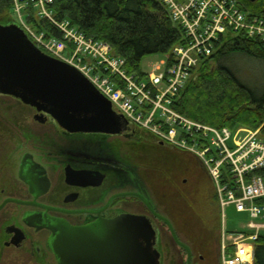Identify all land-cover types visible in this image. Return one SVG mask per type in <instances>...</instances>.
Wrapping results in <instances>:
<instances>
[{
    "label": "flooded vegetation",
    "instance_id": "1",
    "mask_svg": "<svg viewBox=\"0 0 264 264\" xmlns=\"http://www.w3.org/2000/svg\"><path fill=\"white\" fill-rule=\"evenodd\" d=\"M147 141L169 155L185 152L135 126L120 134L71 132L43 109L0 93V264H58L45 224L78 230L79 263L117 264L118 238L128 248L131 234L112 222L129 215L152 223L153 235L139 238L147 263L186 264L158 216L168 218L133 171L129 150Z\"/></svg>",
    "mask_w": 264,
    "mask_h": 264
},
{
    "label": "built area",
    "instance_id": "2",
    "mask_svg": "<svg viewBox=\"0 0 264 264\" xmlns=\"http://www.w3.org/2000/svg\"><path fill=\"white\" fill-rule=\"evenodd\" d=\"M16 16L14 23L43 53L79 71L130 124L146 130L156 140L195 156L214 184L221 218L226 207L247 212L246 227L219 240V264H254V242L264 231V139L260 128H217L194 121L174 109L185 84L194 77L201 59L212 54L226 32L242 33L264 43V18L244 12L237 0H161L171 19L184 29L188 43L172 50V61L158 74L129 73L122 57L110 46L85 36L59 21L54 0H7ZM48 23L61 37L33 22ZM159 69V65H155ZM227 166L233 184L222 185L221 169Z\"/></svg>",
    "mask_w": 264,
    "mask_h": 264
},
{
    "label": "trees",
    "instance_id": "3",
    "mask_svg": "<svg viewBox=\"0 0 264 264\" xmlns=\"http://www.w3.org/2000/svg\"><path fill=\"white\" fill-rule=\"evenodd\" d=\"M237 2L248 15L264 18V0ZM53 8L59 21H68L85 36L107 43L114 56L125 60L129 73L145 75L140 68L141 60L153 54H166L170 64L173 48L188 43L184 29L171 19L161 0H54ZM9 9V2L0 0V13L6 15L5 19ZM32 22L38 30L45 29L61 37L50 24ZM237 54L259 61L264 69L263 42L242 33L226 32L215 43L212 54L200 60L174 109L194 121L217 128H260L264 139V82L251 85L223 64ZM257 174L264 178V167ZM220 183L228 187L233 184L227 166L221 169ZM214 198L218 202L215 187ZM261 232L254 242V264H264Z\"/></svg>",
    "mask_w": 264,
    "mask_h": 264
},
{
    "label": "water",
    "instance_id": "4",
    "mask_svg": "<svg viewBox=\"0 0 264 264\" xmlns=\"http://www.w3.org/2000/svg\"><path fill=\"white\" fill-rule=\"evenodd\" d=\"M0 93L18 97L27 104L43 109L71 132L120 134L130 129V124L119 111L79 71L40 51L14 24H0ZM158 217L169 227L177 244L185 250L186 264H191L189 247L178 240L168 219ZM112 224L128 227L131 234L128 248L124 241L118 243V238L117 264H153L151 260L146 262L139 243V238L145 234H148L147 237L153 235L149 220L129 215L114 220ZM45 226L53 232L49 248L58 264L85 263L84 260L79 263L81 239L78 230L65 224ZM124 248L127 249L126 255Z\"/></svg>",
    "mask_w": 264,
    "mask_h": 264
},
{
    "label": "rangeland",
    "instance_id": "5",
    "mask_svg": "<svg viewBox=\"0 0 264 264\" xmlns=\"http://www.w3.org/2000/svg\"><path fill=\"white\" fill-rule=\"evenodd\" d=\"M0 13V24L16 22L11 9ZM166 54H153L141 60V71L158 74L164 70ZM159 69H155V65ZM223 64L235 70L238 77L251 85L264 82V69L260 62L237 54ZM145 145V146H144ZM133 171L149 196L174 226L180 240L192 251L193 264H219V240L222 229L229 232L243 230L252 221L247 212H237L233 205L226 207L222 219L219 203L214 198V186L202 163L188 152L177 155L163 153L149 141L133 144L129 150ZM264 222V220H253ZM264 234V231L261 232ZM203 260L199 259V256ZM182 262L185 261L181 250Z\"/></svg>",
    "mask_w": 264,
    "mask_h": 264
}]
</instances>
